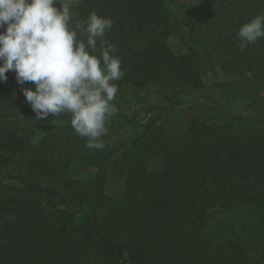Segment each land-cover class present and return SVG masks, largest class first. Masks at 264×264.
Segmentation results:
<instances>
[{"label":"trees","instance_id":"obj_1","mask_svg":"<svg viewBox=\"0 0 264 264\" xmlns=\"http://www.w3.org/2000/svg\"><path fill=\"white\" fill-rule=\"evenodd\" d=\"M202 10V18L186 22L167 0H80L72 14L73 22L92 12L113 20L106 39L122 61L119 89L154 88L176 108L219 71L258 100L264 38L241 50L237 33L264 14V0H202ZM175 40L182 52L171 47ZM6 75L0 82V264H227L212 253L214 218L252 206L264 222L260 119L229 115L219 123L197 105L175 129L159 117L149 120L131 149L107 143L90 149L68 113L36 120L21 93L32 84L20 86L14 72ZM156 159L163 167L150 171L147 162ZM110 163L124 182L117 199L105 192ZM76 164L94 168L95 178L72 177ZM232 248L245 250L241 242Z\"/></svg>","mask_w":264,"mask_h":264},{"label":"clouds","instance_id":"obj_2","mask_svg":"<svg viewBox=\"0 0 264 264\" xmlns=\"http://www.w3.org/2000/svg\"><path fill=\"white\" fill-rule=\"evenodd\" d=\"M80 0H0V82L14 72L36 120L71 114V127L86 147L100 150L116 112L122 61L106 39L110 17L89 14L73 22ZM59 4L60 7L55 5ZM239 47L264 38V14L243 24Z\"/></svg>","mask_w":264,"mask_h":264},{"label":"rangeland","instance_id":"obj_3","mask_svg":"<svg viewBox=\"0 0 264 264\" xmlns=\"http://www.w3.org/2000/svg\"><path fill=\"white\" fill-rule=\"evenodd\" d=\"M167 3L186 22L202 18V0H167ZM185 31L187 33L188 28H185ZM171 47L177 53L183 51L182 43L178 40L173 41ZM205 83L204 89L191 94L183 105L176 108L166 103L163 97L157 94V89H136L128 86L119 89L114 100L115 107L131 106L134 108V114L130 119L122 115L121 123L108 119V131L102 138L103 142L116 149H131L134 140L143 132L149 120L159 117L161 121L175 129L186 123L197 105L200 113L204 116H213L219 123L224 122L229 115L243 117L251 123L256 118L264 122V92L257 97L258 100L249 97L243 92L246 89L244 83L224 77L219 71L215 75H209ZM220 86L225 93L224 101L219 98ZM156 105L162 107V110L155 109ZM54 124L64 123L56 119ZM111 166L110 163L104 167L105 192L117 199L124 192V182L116 178ZM147 167L150 171L159 170L163 167V161L161 159L148 161ZM70 174L74 178L90 182L95 178L96 170L83 169L76 164L71 168ZM259 213L258 208L246 206L214 218L210 226L214 259H223L227 264H264V222L261 221ZM234 242H241L245 248L244 252L236 253L232 248Z\"/></svg>","mask_w":264,"mask_h":264},{"label":"crops","instance_id":"obj_4","mask_svg":"<svg viewBox=\"0 0 264 264\" xmlns=\"http://www.w3.org/2000/svg\"><path fill=\"white\" fill-rule=\"evenodd\" d=\"M121 112V114L119 113ZM117 113V114H115ZM113 115H116V116H111L109 118V120L111 121H116L117 123H121V120H122V115L127 117V118H132L133 114H134V108H131V106L129 107L128 105H122V106H117L116 107V112H115Z\"/></svg>","mask_w":264,"mask_h":264}]
</instances>
